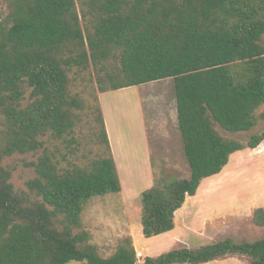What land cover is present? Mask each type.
Wrapping results in <instances>:
<instances>
[{"label": "trees", "instance_id": "obj_1", "mask_svg": "<svg viewBox=\"0 0 264 264\" xmlns=\"http://www.w3.org/2000/svg\"><path fill=\"white\" fill-rule=\"evenodd\" d=\"M6 3L9 13L0 19V264H207L228 256L264 264V238H226L139 263L131 237L103 257L83 229L90 200L122 192L97 91L174 81L191 175L161 177L141 194L146 238L172 231L177 212L203 180L220 174L236 152L264 142V127L258 130L264 121V0ZM89 93L96 106L87 103ZM94 123L97 157L69 162L56 141L71 154L82 144L83 126ZM39 152L31 164L36 177L18 193L5 159ZM253 222L264 227V208L255 210Z\"/></svg>", "mask_w": 264, "mask_h": 264}, {"label": "rangeland", "instance_id": "obj_2", "mask_svg": "<svg viewBox=\"0 0 264 264\" xmlns=\"http://www.w3.org/2000/svg\"><path fill=\"white\" fill-rule=\"evenodd\" d=\"M8 13L6 0H0V19ZM97 97L108 121L120 129L119 144L123 146L120 151L116 149L122 153L119 159L122 192L93 198L83 212V229L90 233L92 244L103 257L111 256L126 237L132 238L139 263L146 257H158L183 247L197 249L226 238L239 242L264 238V227L253 222L255 210L264 208V142L254 150L236 152L220 174L203 180L197 194L188 197L177 212L172 231L146 238L141 222V194L161 177L181 179L191 175L179 130L174 81L153 82L103 96L97 91ZM85 99L91 106L98 104L92 93ZM93 118L96 115L87 121L92 122ZM93 126H83L82 144L71 154L62 141H56L69 162L83 164L97 157L101 145L96 136L99 128L96 123ZM263 127L264 121L258 130ZM48 145L51 150L56 149ZM41 155V152L15 154L5 159L4 164L13 169L11 181L18 193L27 191V182L36 177L31 164ZM63 165H69L68 161ZM207 264H250V261L242 256H228Z\"/></svg>", "mask_w": 264, "mask_h": 264}, {"label": "crops", "instance_id": "obj_3", "mask_svg": "<svg viewBox=\"0 0 264 264\" xmlns=\"http://www.w3.org/2000/svg\"><path fill=\"white\" fill-rule=\"evenodd\" d=\"M104 94H106V93H102V96ZM102 111H103V115H104V119H105V124H106V129L108 132L109 140H110V145H111L112 152H113L116 164H117L118 173L120 176L119 159H120L122 153L119 154L116 149H118L119 151L121 148L123 149V146L121 145V147H120V144H119L120 142L122 143V136L120 133V129L114 128L112 123L110 121H108L104 108H102Z\"/></svg>", "mask_w": 264, "mask_h": 264}]
</instances>
